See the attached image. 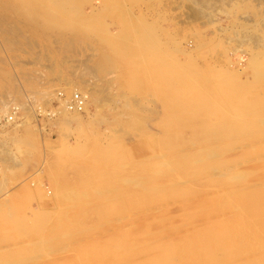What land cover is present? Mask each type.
Here are the masks:
<instances>
[{"label":"rangeland","instance_id":"1","mask_svg":"<svg viewBox=\"0 0 264 264\" xmlns=\"http://www.w3.org/2000/svg\"><path fill=\"white\" fill-rule=\"evenodd\" d=\"M29 1L0 0V264H264V0Z\"/></svg>","mask_w":264,"mask_h":264},{"label":"bare ground","instance_id":"2","mask_svg":"<svg viewBox=\"0 0 264 264\" xmlns=\"http://www.w3.org/2000/svg\"><path fill=\"white\" fill-rule=\"evenodd\" d=\"M53 2H54V4L58 7V8H60V12H64V10H63V8H65V7H67L68 6V9L70 8V10L72 9L73 10V8H75V7H72L73 5L72 4H74V3H72L73 1H71V0H52ZM80 1V0H79ZM84 1V0H83ZM44 2V0H30L29 1V4H30V7H36V6H40V5H42V6H44L42 3ZM52 2V3H53ZM81 2V1H80ZM50 3V2H49ZM79 3V2H78ZM1 4H6V1H2L1 2ZM27 4V3H26ZM53 4V5H54ZM85 4V3H84ZM50 5H51V3H50ZM76 5H77V3H76ZM65 6V7H64ZM96 6V5H95ZM3 7V6H2ZM45 8L47 7V6H44ZM54 8H55V6H53ZM100 7V6H99ZM14 8L16 9L17 8V6H14ZM4 9H8V7H4ZM24 9V8H23ZM47 9H48V7H47ZM62 9V10H61ZM52 10V9H51ZM69 10V11H70ZM74 10H79V9H74ZM9 11H11L10 9H9ZM103 11V10H102ZM62 12V13H63ZM66 12V11H65ZM75 12V11H74ZM77 12V11H76ZM80 12V11H79ZM120 12V11H119ZM68 13V12H67ZM78 13V12H77ZM57 14V13H56ZM64 14V13H63ZM70 14V13H69ZM84 14V13H83ZM90 14V13H89ZM134 14V13H133ZM9 15V14H8ZM58 15H60V14H58ZM128 15V14H127ZM12 17H13V15H11ZM30 16V15H29ZM62 16V15H61ZM70 16V15H69ZM135 17V16H134ZM14 18V17H13ZM30 18V17H29ZM64 19H65V17H64ZM72 19V18H71ZM73 20V19H72ZM79 20V19H78ZM138 21H139V19H138ZM20 22V21H19ZM25 22V21H24ZM140 22V21H139ZM4 24L5 23V20H4V18H3V16H0V24ZM75 23V22H74ZM24 24V23H23ZM77 25H78V23H76ZM142 24V23H141ZM79 26V25H78ZM145 25H143V26H141V27H144ZM10 28H9V30L11 29V28H13L11 25L9 26ZM145 28L146 27H144V30H145ZM149 28V27H148ZM2 30H3V28H2ZM8 30V29H7ZM17 31H18V29H16ZM87 30H89V29H87ZM143 30V29H142ZM148 30V29H147ZM15 29H13V31H8V32H4L5 34H6V36L5 37H7L8 39H10V37L12 36V34H14L15 32ZM80 31H83V30H80ZM90 31V30H89ZM107 31H109V30H107ZM128 32V31H127ZM150 32V31H149ZM21 33V32H20ZM108 33V32H107ZM82 34H84V33H82ZM130 34V33H129ZM142 34H143V32H142ZM141 34V35H142ZM96 36H97V34H95ZM110 35V34H109ZM145 35V34H144ZM148 35V34H147ZM25 36V35H24ZM94 36V35H93ZM152 36V35H151ZM154 36V35H153ZM100 37V36H99ZM111 37V36H110ZM140 37H142V36H140ZM119 38V37H118ZM124 38V37H123ZM122 38V39H123ZM143 38H144V36H143ZM147 38V37H146ZM153 38V37H152ZM151 38V39H152ZM5 39V38H4ZM25 39V38H24ZM130 39V38H129ZM139 39V38H138ZM137 39V40H138ZM142 39V38H141ZM10 40H13L14 42H15V40L16 39H10ZM103 40V39H102ZM116 40V39H115ZM144 40H145V38H144ZM143 40V41H144ZM154 40H155V38H154ZM113 41V40H112ZM134 41H136V39L134 40ZM141 41V40H140ZM11 42V41H10ZM14 42H12V43H14ZM108 42H110L111 43V41H108ZM115 42V41H114ZM119 42V41H118ZM148 42H150V41H148ZM147 42V43H148ZM152 42H153V40H152ZM155 42H156V40H155ZM157 42H159V41H157ZM71 43V42H70ZM120 43V42H119ZM122 43V42H121ZM120 43V44H121ZM124 43V42H123ZM136 43H138V42H136ZM143 43V42H142ZM141 43V44H142ZM146 43V44H147ZM161 43V42H160ZM64 44H65V42H64ZM68 44V43H67ZM115 44H116V42H115ZM150 44H152V47L153 46H156V45H158V43H155L154 45H153V43H150ZM72 44H70V46H71ZM117 45V44H116ZM144 45V48L146 49L147 48V45L145 46V44H143ZM148 45H149V43H148ZM69 46V47H70ZM112 46H114V45H112ZM117 46H121V45H117ZM116 46V47H117ZM139 46V45H138ZM13 47V46H12ZM62 47H65L64 45L62 46ZM151 47V48H152ZM66 48L68 49V47L66 46L65 47V50H66ZM71 48V47H70ZM120 48V47H119ZM132 48V47H131ZM133 48H134V46H133ZM132 48V49H133ZM149 48V47H148ZM121 50H123L122 49V47L120 48ZM130 49V48H129ZM135 49V48H134ZM143 49V48H142ZM159 49V48H158ZM125 50H127V49H125ZM144 50V49H143ZM143 50L141 51V52H143ZM147 50V49H146ZM151 50V49H150ZM149 49L147 50V51H150ZM153 50H154V48H153ZM156 50V53H159L161 50H159V51H157V49H155ZM139 51V50H138ZM151 52L153 53V51L151 50ZM187 52V51H186ZM250 53V52H249ZM144 54V53H143ZM150 54V53H149ZM160 54V53H159ZM133 55V54H132ZM157 56H158V54H156ZM134 56V55H133ZM141 56V55H140ZM144 56V55H143ZM147 56V55H146ZM151 56V58L152 57H154V56H152V54L150 55ZM249 56H251V55H249ZM135 57V56H134ZM133 57V58H134ZM163 57V56H162ZM132 58V59H133ZM150 58V57H149ZM168 58V60H169V57H167ZM249 58V57H248ZM131 59V60H132ZM135 59V58H134ZM133 59V60H134ZM145 59V58H144ZM143 60V59H142ZM155 60V59H154ZM228 60V59H227ZM145 61H146V59H145ZM148 61H149V59H148ZM156 61V60H155ZM252 61V60H251ZM135 62V61H134ZM147 62V61H146ZM157 63H159L158 61H157ZM157 63H154L155 64V66H156V64ZM250 63V62H249ZM139 64H140V61H139ZM146 65H147V63H145ZM251 64V63H250ZM253 64V63H252ZM149 65V64H148ZM140 66H142V65H140ZM139 66V67H140ZM154 66V67H155ZM244 66V65H243ZM88 67V66H87ZM149 67V66H148ZM160 68V67H159ZM87 70L89 69V68H86ZM91 69V68H90ZM89 69V70H90ZM93 69V68H92ZM145 69V68H144ZM150 70L148 69V72H149ZM161 71H162V68H161ZM228 71V70H227ZM233 71V70H232ZM255 71V70H254ZM87 72V71H86ZM164 72V71H163ZM225 72V71H224ZM234 72H236V71H234ZM239 72V71H238ZM85 73V72H84ZM146 73V72H145ZM162 73V72H161ZM185 73V72H184ZM168 74H170V73H168ZM188 74V73H187ZM225 74V73H224ZM166 75H167V72H166ZM186 75V74H185ZM236 75V74H235ZM161 76H162V74H161ZM163 76H165V73H163ZM192 76V75H191ZM190 77V76H189ZM164 78V77H163ZM169 78V77H168ZM167 78V79H168ZM175 78V77H174ZM170 79V78H169ZM173 79V78H172ZM176 79V78H175ZM189 79V78H188ZM192 79V78H191ZM177 80V79H176ZM166 81V80H165ZM171 81V80H170ZM178 82H179V79L177 80ZM84 81H82V83H83ZM162 82V81H161ZM176 83V82H175ZM181 83V82H180ZM183 84V83H182ZM178 85H180V84H178ZM184 85V84H183ZM70 86V85H69ZM163 86V85H162ZM162 86H160L161 88H162ZM164 86H165V84H164ZM176 86V85H175ZM182 86V85H181ZM192 86V85H191ZM198 86V85H197ZM84 87H85V85H84ZM201 88H202V86H200ZM82 88V87H81ZM160 88V89H161ZM186 88V87H185ZM187 88H188V86H187ZM72 89H73V87H72ZM163 89V88H162ZM196 89V88H195ZM198 89H199V86H198ZM88 90H90V89H88ZM165 91H167L166 89H164ZM192 90H193V88H192ZM204 90V89H203ZM61 91V90H60ZM72 91H80L81 93H83V95L86 97V99H87V97H88V95H90V94H88L89 92L86 90H82V89H73ZM185 91V90H184ZM195 91H197V90H195ZM206 91V90H205ZM41 92V91H40ZM191 92V91H190ZM170 93V92H169ZM195 93V92H194ZM166 94V93H165ZM168 94V93H167ZM177 96H178V94H177ZM196 96V95H195ZM201 96V95H200ZM202 96H203V94H202ZM193 97V96H192ZM196 97H198V95L196 96ZM204 97V96H203ZM92 98V97H91ZM173 98H176V97H173ZM206 98V97H205ZM94 100H95V98H93ZM182 99V98H181ZM187 99V98H186ZM189 99V98H188ZM196 99V98H195ZM198 99V98H197ZM199 99L200 100H202V98H200L199 97ZM204 99V98H203ZM3 100V99H2ZM91 100V99H90ZM94 100H91V102L92 101H94ZM205 100V99H204ZM209 100H210V98H209ZM163 101H165V100H163ZM167 101V103L169 102L168 101V99L166 100ZM165 101V102H166ZM185 101V100H184ZM206 101V100H205ZM88 102L90 103V101L88 100ZM87 102V103H88ZM93 103V102H92ZM207 103V102H206ZM183 104V103H182ZM214 104V103H213ZM85 105H86V103H85ZM96 105V104H95ZM170 105H172V104H170ZM180 105H181V103L179 104V107H180ZM185 105H186V103H185ZM184 105V106H185ZM16 106H18L19 108L21 107V105H16ZM168 106V105H167ZM166 106V107H167ZM177 107H178V105H176ZM183 106V105H182ZM191 106V105H190ZM6 107V106H5ZM89 107V106H88ZM172 107V106H171ZM24 108V107H23ZM84 108H87V107H85L84 106ZM84 108H83V110H84ZM4 109H6V108H4L3 107V110ZM98 109V108H97ZM169 109V108H168ZM173 109V108H172ZM171 109V110H172ZM174 109H177V108H174ZM182 109V108H181ZM189 109V108H188ZM194 109V108H193ZM9 110V108L7 109V110H4V111H8ZM99 110V109H98ZM42 111H44V110H42ZM47 111V110H46ZM191 111V110H190ZM208 111V110H207ZM29 112V111H28ZM82 112V111H81ZM178 112H179V109H178ZM184 112H186V110L184 111ZM78 112H71V111H67L66 109H64L63 107L57 112V114H61V118H60V120H61V123L62 124H65V125H67L68 127H69V125L71 124V123H73V122H76L77 123V121H78V116H76V115H69V114H77ZM205 113H206V110H205ZM211 113V112H210ZM43 114V113H42ZM90 114V113H89ZM207 114V113H206ZM206 114H200L198 111H196V109H194V110H192L190 113H187L186 115H189V117H192V118H194V119H197V121L198 122H196L198 125L199 124H206V123H208V122H206L204 119L206 118ZM184 115V113L182 114V116ZM184 116V118L186 117L187 118V116ZM239 115V114H238ZM58 116V115H57ZM171 116V115H170ZM208 116V115H207ZM46 117V116H45ZM221 117H223V116H221ZM238 117V116H237ZM172 118V117H171ZM208 118V117H207ZM262 118V117H261ZM56 119V118H55ZM54 118H53V120H55ZM173 119V118H172ZM177 119L179 120L180 118H179V116L177 115ZM219 119V118H218ZM228 119V118H227ZM210 120V119H209ZM230 120V119H229ZM181 121V120H180ZM167 122V121H166ZM173 122H175L174 121V119H173ZM76 123H75V125H76ZM78 124V123H77ZM180 122H177L176 124H175V126H177V128H179V127H181L180 126ZM79 125V124H78ZM182 125V124H181ZM74 126V125H73ZM174 126V127H175ZM213 130V129H212ZM170 135V134H169ZM142 138V137H141ZM145 138V137H144ZM161 138V137H160ZM156 139H159V138H156ZM140 140V139H139ZM144 140V139H143ZM142 140V141H143ZM150 139L148 138V141H149ZM140 142V141H139ZM132 143V142H131ZM135 143V142H134ZM145 143V142H144ZM149 143V142H148ZM139 144V143H138ZM147 144V143H146ZM141 145V144H140ZM150 145V144H149ZM156 145V144H155ZM158 145V144H157ZM161 145V144H160ZM136 146V145H135ZM142 146V145H141ZM145 146V145H144ZM166 146H167V144H166ZM192 146V145H191ZM143 147V146H142ZM153 147V146H152ZM156 147V146H155ZM157 147H159V146H157ZM164 147V146H163ZM197 147V146H196ZM214 147V146H213ZM57 148V147H56ZM139 148V147H138ZM149 148V147H148ZM160 148V147H159ZM191 148V147H190ZM144 149V148H143ZM147 149V148H146ZM182 149L183 148H180V150L179 151H182ZM185 149H186V147H185ZM184 149V150H185ZM207 149V148H206ZM205 149V150H206ZM65 150V149H64ZM148 150V149H147ZM178 149H175V152L177 151ZM196 150V149H195ZM198 150L199 151H201L199 148H198ZM210 150V149H209ZM120 151V150H119ZM142 151V150H141ZM154 151V150H153ZM156 151V150H155ZM159 151V150H158ZM198 151V152H199ZM117 152V151H116ZM173 152H174V150H173ZM178 152V151H177ZM206 152V151H205ZM205 152H204V154H205ZM113 153V152H112ZM140 153V152H139ZM138 153V154H139ZM145 153H147V154H149L148 152H146L145 151ZM160 153V152H159ZM158 153V154H159ZM172 153V152H171ZM196 153H197V151H196ZM117 154V153H116ZM179 154V153H178ZM208 154V153H207ZM206 154V155H207ZM111 155V154H110ZM150 155H153V154H150ZM157 155V154H156ZM160 155H163V154H160ZM198 155H199V153H198ZM203 155V154H202ZM144 156V155H143ZM174 156V155H173ZM177 156V155H176ZM161 157V156H160ZM178 157V156H177ZM200 157H201V155H200ZM149 158H150V156H149ZM153 158V157H152ZM159 159H161V158H159ZM198 159V158H197ZM202 159H203V157H202ZM205 159V158H204ZM139 160H141V159H138V161ZM166 160V159H165ZM196 160V159H195ZM101 161H103V160H101ZM134 161H136V162H138L137 160H134ZM133 161V162H134ZM148 161V160H147ZM143 162H146V160H145V158H143ZM142 162V163H143ZM148 162H150V161H148ZM183 162H185V161H183ZM195 162V161H194ZM109 163V162H108ZM221 163V162H220ZM99 164H101V162L99 163ZM104 165H105V163H103ZM103 164H102V166H103ZM123 164V163H122ZM130 164H131V162H130ZM146 164L148 165V163L146 162ZM166 164V163H165ZM183 164V163H182ZM181 164V165H182ZM121 165V164H120ZM124 165H125V163H124ZM110 166V165H109ZM108 166V167H109ZM117 166V165H116ZM123 166V165H122ZM126 166V165H125ZM220 166V165H219ZM145 167H146V165H145ZM218 168V167H217ZM104 169V168H103ZM109 169V168H108ZM123 171V170H122ZM222 169L221 170H218V171H215V172H213V175H221L222 174ZM123 172H126V171H123ZM132 172V171H131ZM134 172V171H133ZM205 174V173H204ZM127 175V174H126ZM129 175V174H128ZM123 177V176H122ZM130 177H132V176H129V179H130ZM124 178V177H123ZM127 177L125 176V179H126ZM135 178V177H134ZM138 178V177H137ZM109 179V178H108ZM112 179H114V178H112ZM119 179V178H118ZM121 180L120 181H123L122 180V178H120ZM139 179V178H138ZM137 179V180H138ZM109 180H111V179H109ZM115 180V179H114ZM127 180V179H126ZM125 180V181H126ZM117 181V180H116ZM124 181V182H125ZM129 181V180H128ZM134 181V180H133ZM146 181V180H145ZM117 182H119V181H117ZM261 184V183H260ZM264 184V183H263ZM263 184H262V186H263ZM88 185V184H87ZM141 185V184H140ZM6 194V193H5ZM227 195V194H226ZM4 198L6 197V196H3ZM6 199L7 198H5V201H6ZM99 200V199H98ZM3 205V204H2ZM5 205V204H4ZM7 207V206H6ZM8 208V207H7ZM7 210V209H6ZM34 219V218H33ZM38 220V219H37ZM36 224V223H35ZM39 227V226H38ZM89 237V236H88ZM91 237V236H90ZM61 248V247H60ZM76 258H78V257H76Z\"/></svg>","mask_w":264,"mask_h":264},{"label":"built area","instance_id":"3","mask_svg":"<svg viewBox=\"0 0 264 264\" xmlns=\"http://www.w3.org/2000/svg\"><path fill=\"white\" fill-rule=\"evenodd\" d=\"M85 103L86 97L80 91H73L68 95L62 91H58L53 100V104H55L56 107L51 108V110L46 113L55 116L62 107L67 111L81 112ZM17 109L16 106H11L8 111L0 109V127L13 121Z\"/></svg>","mask_w":264,"mask_h":264}]
</instances>
